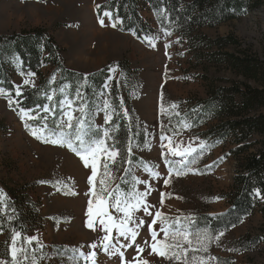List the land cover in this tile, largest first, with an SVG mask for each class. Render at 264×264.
<instances>
[{
	"label": "rangeland",
	"instance_id": "rangeland-1",
	"mask_svg": "<svg viewBox=\"0 0 264 264\" xmlns=\"http://www.w3.org/2000/svg\"><path fill=\"white\" fill-rule=\"evenodd\" d=\"M111 1L122 0H0V37L42 31L55 41L64 67L83 76L76 77L71 84L64 81L59 68L44 61L47 54L42 57L39 75L29 70L12 46L5 47L6 43H3L0 78L6 76L13 88L19 86L22 93L41 90L43 94V90L49 89L51 94L55 89L53 105L62 99L59 89L63 85H71L67 91L70 98H74L76 88L83 84L81 91L95 113L92 119L98 126L111 127L105 125L104 114L99 110L105 99L117 106V113H120L113 117L114 123L129 125V119L123 117V110L118 107L122 101L131 118L130 130L135 135L133 173L137 178L147 180L153 188L146 198L155 206L150 211L153 214L162 211L170 220L190 217L196 221L193 227L209 229L206 220L201 218H216L231 208L227 195L232 191L238 172L232 152L236 144L231 137L213 135V130L221 123L219 117L201 115L198 118L196 115L201 113V106L210 97L212 89L230 87L244 80L220 60V55L230 53L238 57L247 52L248 57L264 59V0H256L259 2L257 8L229 22L193 27L189 37L161 25L145 3L137 14L138 22L145 27L142 33L124 30V20L116 16V6L114 13L104 8L100 13V9ZM97 5H100L99 9ZM105 10L110 11L112 17H103L104 26H101L99 19ZM165 11L163 9L161 14L168 21ZM113 23L116 27H112ZM168 32L171 35H167ZM228 37L236 44L220 49L217 41ZM210 54L214 55L209 57ZM215 55L219 57L215 58ZM100 72L107 73L104 84L101 87L92 85L89 77ZM28 73L35 75L29 76ZM25 79L34 82L35 86L25 85ZM248 84L257 86L252 80ZM0 88L9 91L1 81ZM101 92L105 93L103 97ZM12 95L22 107L23 100L15 97V91ZM40 98L45 99V95ZM173 104L178 107L171 108ZM37 108L40 105L34 109ZM56 111L59 115L58 106ZM40 115H44L42 108ZM195 116L197 121H193ZM181 120L192 127L181 128ZM48 122L51 125V119ZM27 123L39 125L40 121L28 120ZM162 125L164 133L170 137H173V131L178 132L173 139L174 142L183 141L182 146L189 143L198 146L201 141L207 145L200 159L191 165L193 171L179 177L173 175L167 186L163 178L167 176L168 166L163 163L165 149L159 139ZM116 146L122 149L123 156L125 148L118 143ZM254 150H258V146ZM145 165L148 168L158 166L155 170L160 172L161 179H154L145 171ZM101 172L102 169L98 168L96 180L90 184L91 169L85 167L78 156L67 148L35 139L25 128L16 105L9 106L7 98L0 96V190L7 197L4 201L7 207L0 205V259L9 258L6 253L11 243V229L15 228L24 235L38 237L45 246L41 250L45 258L40 264H76L69 258L71 249L88 253L91 251L89 245L93 243L98 245L95 250L98 264H121L118 256H109L102 251L105 233L99 218L91 217L93 228L87 224L90 219L88 202L93 199L92 191L99 192ZM113 174L115 178L111 187H130L131 177L125 175L123 168L114 170ZM120 177L128 179L129 185H123ZM138 188L143 191L145 186L138 185ZM161 193H165L163 204L160 203ZM255 199L263 202L260 196ZM135 216L145 220L136 241L145 247L144 258L149 259L150 264H172L149 255L150 246L144 245L145 240L149 245L151 243L149 222L154 215L146 216L141 210ZM183 222L188 221L183 219ZM155 227L158 230L159 224ZM209 230L213 235L224 232L219 241L209 245L207 253H197L217 258L209 264H264L263 244L252 249L243 248L246 242L264 233V220L259 211L244 218L237 226ZM117 235L113 231V243H116ZM127 243L129 241L121 237L117 246ZM33 247H36L35 242ZM135 247L134 244L121 248L126 261L137 255ZM40 254L38 251L37 256Z\"/></svg>",
	"mask_w": 264,
	"mask_h": 264
},
{
	"label": "snow or ice",
	"instance_id": "snow-or-ice-1",
	"mask_svg": "<svg viewBox=\"0 0 264 264\" xmlns=\"http://www.w3.org/2000/svg\"><path fill=\"white\" fill-rule=\"evenodd\" d=\"M97 8L99 9L100 5H97ZM103 17L111 19L112 13L107 10L103 12V16L99 19L101 26H104ZM112 27H116V23H113ZM166 34L171 35V32ZM112 71H115V69H112ZM28 75L34 76L35 73H28ZM52 80L55 82V76L52 77ZM84 81L87 82V77L84 78ZM23 83L35 86L34 82L28 79H25ZM83 86L81 84L77 87L74 98H70L67 90L71 85H63L59 89L62 99L58 100L55 105L52 102L56 96V90L52 89L51 94L46 92L45 99L49 103L40 106L44 113L42 116L40 115V108L26 109L20 107V101L16 100L10 91L0 88V96L7 98L9 106L16 105L21 119L25 121V128L35 139L46 144L67 148L78 156L84 166L91 169L90 184L96 180L98 168L102 169L101 178L98 181L99 192H91L93 199L88 202L87 213L90 217L87 222L88 227L93 228L91 217L95 216L99 218V223L105 233L101 242L102 251L109 256H118L121 259V264H150L149 259L143 256L145 247L136 244L139 236L138 230L144 226L145 220L136 217L135 214L142 210L146 216L154 215V219L149 222L151 243L149 245L148 240L144 241L145 246H150L149 255L161 257L172 262V264H209V261L216 260L217 258L214 256L206 257L197 255V253H207L209 245L213 241H219L224 232L221 231L213 235L207 228L193 227L196 225L193 218H183L188 221L184 223L181 217L170 220L162 211L157 210L154 214L150 211L155 206L148 203L146 198L153 191V188L147 180H141L133 173L131 165L135 164V161L132 159L133 146L131 139L128 140L125 146L123 156H121V149L116 146L119 141L115 133L119 131L120 125L114 123L113 117L120 115V113H117V106H113L107 99L103 100L99 110L104 114L105 125H111V127L96 125L92 119L95 113L89 108L87 98L81 91ZM14 91L15 97L23 95L19 86L15 87ZM100 95L103 97L105 93L101 92ZM57 106L59 107V115L56 111ZM118 107L123 110V117L129 119L130 130L131 118L128 110L124 108L122 101ZM177 107L175 104L171 105L173 109ZM161 111L164 112L163 107ZM33 112L36 114L33 115ZM176 115H179V113H176ZM50 119L51 125L48 122ZM28 120L40 121V123L39 125H32L27 123ZM179 123L183 129L192 127L185 120H181ZM163 127L162 125L159 139L161 147L165 149L162 153L163 163L168 166L167 176L163 178V183L167 186L173 175L179 177L193 171L191 165L200 159L207 145L204 141H201L198 146H194L193 143L182 146L184 145L183 141L177 140L174 142L173 139L174 136L178 135V132L173 131V137H170L164 133ZM124 165H129V167H124ZM155 167L158 166L148 168L145 165L144 169L154 179H161V174L155 170ZM120 168H123L126 176L131 177L130 187L122 188L120 185L111 187V183L115 178L114 170ZM120 180L123 185H129L128 179L120 177ZM138 185H144V190H139ZM164 195L165 193H161V204L164 202ZM256 195L260 196V192L257 191ZM6 199L3 190H0V205L5 208L7 207L4 204ZM114 213L118 215H114ZM157 224H159L158 230L155 227ZM113 231L118 233L115 237L116 243H113ZM161 233L163 234L162 238H158ZM121 237L129 243L117 246ZM34 242L36 247H33ZM134 244L136 245L137 255L131 261H126L124 259L125 253L121 248L131 247ZM44 247L38 237L24 235L21 231L12 228L11 243L6 253L9 258L0 259V264H40V260L45 258L41 251ZM97 247L98 245L95 243L89 245L91 251L88 253L73 248L71 249L72 256L69 258L75 261L76 264H79L81 260L84 261V264H89V262L90 264H98L95 251ZM38 251L41 253L39 257L37 256ZM190 252L192 253L191 256H189Z\"/></svg>",
	"mask_w": 264,
	"mask_h": 264
},
{
	"label": "trees",
	"instance_id": "trees-1",
	"mask_svg": "<svg viewBox=\"0 0 264 264\" xmlns=\"http://www.w3.org/2000/svg\"><path fill=\"white\" fill-rule=\"evenodd\" d=\"M144 3L158 17L161 25H166L185 37H189L193 27L215 26L229 22L259 5L256 0H191L188 2L186 0H122L109 2L100 9V13L103 8L113 12L116 6L118 9L115 14L124 20V30H136L140 35L145 27L138 22L137 14ZM163 9L166 10L168 21L161 14ZM217 42L220 49L228 44H236V41L231 37L219 39ZM3 43H6L5 47L12 46L29 70L39 75L42 57L47 54L48 57L44 61L55 64L64 81L71 84V82H75L76 77L83 78L82 75L64 67L60 61L55 41L42 31L0 37V55L3 54L1 50L4 47ZM192 44L194 45L195 41ZM213 55L208 56L212 57ZM247 55V52L238 57L230 53L220 55L221 59H219L236 74L242 76L244 80L238 81L230 87L212 89L210 97L201 106V113L196 115L198 118L201 115L209 118L219 117L221 123L213 130V135L222 138L231 137L236 144L235 151L232 152L237 161L238 172L232 191L227 195L231 202V208L216 218H201V220H206L209 229L225 230L237 226L244 218L253 215L256 211L261 213L264 220V198H262L264 197V59L252 58ZM214 57L218 58L219 55ZM209 60L213 62L211 58ZM106 77V72H100L89 78L92 85L101 87ZM250 80L255 81L257 86L251 87L248 84ZM0 81L11 93L14 92V88L6 76L0 78ZM46 92L49 94L50 90L42 91L44 95ZM43 94H41V90H28L17 99L23 100L22 107L34 109L38 105L42 106L48 103L46 99L40 98V95ZM196 116L193 117V121H197ZM115 124L120 125L119 131L116 132L118 145L125 148L129 139L134 144L135 135L129 130V125L126 126L120 122ZM256 146H258V150L252 151ZM257 191L260 192L263 202L255 199L258 197ZM259 244L264 245V233L261 237L257 236L255 240L246 242L243 248L252 249Z\"/></svg>",
	"mask_w": 264,
	"mask_h": 264
}]
</instances>
